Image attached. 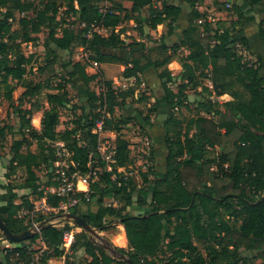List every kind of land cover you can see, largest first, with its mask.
Masks as SVG:
<instances>
[{
  "label": "trees",
  "instance_id": "1",
  "mask_svg": "<svg viewBox=\"0 0 264 264\" xmlns=\"http://www.w3.org/2000/svg\"><path fill=\"white\" fill-rule=\"evenodd\" d=\"M45 1L40 5L36 0H0V90H4L3 98L12 102L17 87L25 88L18 106L13 108L18 128L9 130L13 138L10 168L12 173L24 168L27 177L20 184L0 182V191L5 192L0 203V218L9 230L22 233L44 221L40 213H34L30 195L35 200L45 197L52 208L63 201L45 192L37 174L44 168L49 176L47 185L53 186L55 144L62 142L73 153L76 164L73 170L82 175L97 168L103 170L102 174L97 172L99 179L92 182L90 188L91 201L95 200L98 205L97 212H85L81 206L73 207L70 212L82 216L100 232L120 223L126 232L128 249L115 248V251L133 264H256L242 256L243 249L261 253L259 257L263 262L260 264H264V0H244L253 13L249 16L241 6H231L237 20L223 28L208 21L200 25L199 20L207 17L195 9L198 0H185L192 12L188 27L181 32L174 48H185L188 54L180 60L182 84L176 92L169 87L176 80L167 68L173 58L151 60L145 54L144 43L126 44L121 37L126 30L118 29L134 21L142 30L141 24L148 22L153 31L159 25L168 26V35H172L182 14L181 7L167 0L157 7L154 0H65L68 10L65 16H60L63 5L60 0ZM103 2L110 5L105 11L100 7ZM124 3H130L131 7H125ZM144 12L149 13L148 18L143 16ZM73 15L80 27L82 24L86 27L75 31L65 26L66 16ZM15 22L17 29L13 28ZM250 22L256 25L252 39L246 29ZM92 26L104 29L107 35L95 32L88 39L86 35ZM43 31L48 32L44 42L46 54L43 64L33 72L36 53L26 55L22 46L30 43L36 46ZM252 40L257 41L261 53L255 52ZM237 45L255 57L256 62L246 60L237 51ZM77 47L88 49L95 62L125 66L126 79L141 81V75L152 69L161 81L164 94L151 110L168 111L163 124L166 167L164 176H158V155L154 146L150 153L154 162L150 170L153 181L148 174H143L144 182L152 189V201L149 205L143 198L137 201L139 210H145L143 213L136 214L134 208L130 210L135 204V184L132 178L118 172L131 165L130 144L120 134V123L128 124L132 118L117 121L113 117L116 107H126L134 90L118 92L113 89L112 81L106 82L104 102L103 96L91 88L98 76L87 73V63L62 62L64 75H59L57 51L71 53ZM162 49L166 51L167 47ZM29 71L34 79L27 77ZM206 71L212 90L204 87V92L216 98L228 95L232 100L200 102L199 111L203 115L197 114L184 129L175 110L185 107L186 91L199 87L198 73ZM78 82L83 86L79 95L86 99L85 105L77 107L82 114L77 127L60 130L61 110L71 102L66 87L78 89ZM43 91H49L45 94L48 107L43 110L41 129H35L31 118L33 113L42 110L37 97ZM27 100L31 103L29 110L23 108ZM105 104L111 116L106 120V130L117 135L111 172L107 171L108 164L97 151L98 136L92 133L101 116L98 109ZM145 123L153 126L149 118H145ZM0 137H5L4 128H0ZM34 142L36 152L30 150ZM113 175L122 183L121 187L112 180ZM10 177L11 174H7L6 178ZM21 190L29 194L20 195L17 191ZM77 196L82 198L84 194ZM107 199L121 206L106 205ZM24 211L27 214L20 217ZM73 228L76 227L69 224L49 226L35 233L27 242L32 245L40 241L45 246L37 261L38 251L13 243L0 232V240L15 246L0 252V264H50L51 259L63 257V235ZM72 250L73 255L84 250L90 260L78 263L67 256L65 264H128L108 255L84 231L76 235Z\"/></svg>",
  "mask_w": 264,
  "mask_h": 264
},
{
  "label": "rangeland",
  "instance_id": "2",
  "mask_svg": "<svg viewBox=\"0 0 264 264\" xmlns=\"http://www.w3.org/2000/svg\"><path fill=\"white\" fill-rule=\"evenodd\" d=\"M46 2L45 0H36V4H40L41 2ZM224 1V0H223ZM229 2L231 6L239 5L243 8V11L247 16L252 15L251 8L244 2V0H226ZM163 0L159 1L161 4ZM169 3H173L175 5H178L179 7L183 5L185 9H188L186 5H189L185 0H167ZM217 2V7L216 6ZM60 3H62V8H60V16H65L64 12L67 9L65 6L66 1L60 0ZM183 3V4H182ZM186 3V4H185ZM109 5L106 2H103L100 7L103 9V11L106 10V8ZM186 6V7H185ZM191 9V7H190ZM196 10L201 12L202 14H205L208 18L209 16H213L214 22L213 24L216 25V27L223 28V27H229L231 26L232 22L237 20V17L234 15L233 11L231 9H226L225 5L221 3V1H215V0H203L200 2L198 0V3L195 7ZM231 10V11H230ZM143 16L148 18L149 13L144 12ZM260 17L257 16V20H259ZM65 26H71L74 28L75 31H78L80 27L77 17L76 16H69L65 18ZM150 23L143 22L141 24V27L143 29V33H141L140 25L137 24L134 21H130L128 23H125L122 25L118 30L123 29L126 30L122 34V39L125 40L126 44L132 43L133 41L137 43H144L146 45L145 54L151 59V60H159L166 57H172L173 61L167 66L168 70L171 72L172 76L175 78V82H173L171 87L173 88L174 92L177 91V88L180 84H182L181 79V73L183 71L182 65H181V58L185 57L188 54V51L185 48H181L179 50H175L174 46L177 44V42L173 45L171 44L170 47H167L166 51H163L162 48H160V38L161 34H165L167 31L163 29L161 25L157 27L156 30H151L149 28ZM255 23L250 22L247 24L246 29L248 30V36H251L253 38L254 35V29ZM19 26L17 22L14 23V29H17ZM169 28V27H168ZM99 34L106 36L107 32L105 30L100 29ZM181 35V33H179ZM40 41L36 46H33L34 43H30L28 45H23V51L26 53V55L34 54L36 53L37 60L35 61L33 66V72L36 71V67L40 64H43L46 49L44 47L45 39L48 36L47 31H43L40 35ZM176 41H179V37H175ZM252 46L255 48V52H260L259 45L257 41L252 40ZM237 51L240 54H243L246 58V60L251 62H256V58L250 56L248 52L243 48L240 47V45H237ZM57 60H59L58 64L56 65V71L60 75H64V70L61 66L62 62H66L68 60H71L73 62H81L83 64L87 63V58H90L91 52L83 47H77L73 50V52L68 53L64 51H57ZM91 62H95L91 58L89 59ZM89 64L87 63V66ZM125 66L121 64H101L99 63L97 68H92L90 66L87 67V73L90 75H97L98 79L91 84V88L97 92V94L101 91V86L106 85V82L112 81L113 82V89L117 90L118 92L121 91H127L129 89L134 90V94L128 97L127 99V105L125 108L122 107H116L115 114L113 117L117 118V121L122 119H126L128 117L132 118V120L128 124H122L120 123L121 132L120 134L125 137L129 144H130V158H131V165L128 168H120V172L123 176L132 178L134 181V188H135V204L130 210H135L137 214L145 212V210H139V205L137 204V201H139L140 198H143L147 205L151 204L152 201V189L151 187L144 182L143 174H148V178L150 181H153L154 177L151 175L150 170L153 169L154 162H152L151 158V151L153 150V147H156L157 155L156 158V166L158 173L157 175L162 177L165 173V167H166V145H165V137L163 133V124L166 120V115L168 114V111L164 108H160L157 111H152L151 108L154 107L156 100L160 99L164 91L161 87L157 89H152L151 87H148L145 80L141 78V81H137L136 79H126L123 76V72L125 70ZM264 72V71H263ZM199 81L201 82L200 86L197 88L190 87L186 91L187 95V101L185 102V107L182 109H176L175 113L177 117L182 121L183 128L185 129L188 122L197 116V114L203 115L199 111V103L205 100H209L210 102L214 103V101L224 103L227 101L232 100V98L228 95H224L222 97L216 98L215 96H209L208 93L204 92V87H208L209 90H212V81L207 76L206 72H199ZM28 78L34 79V75L31 74L29 71V74L27 75ZM57 81H60L57 80ZM161 82V81H160ZM12 84L16 85V82H12ZM67 91L70 94L71 102L70 104L65 108L61 110V120H60V130H64L67 128H75L77 127L76 122L78 121V118H80L82 114L81 109H77V107H81L82 105H85L86 99H82L79 95V92L82 94L83 86H81L80 82H78V89H73L70 85L66 87ZM25 92V88L22 86H18L16 91L13 94V101L10 102L3 98L4 96V90H0V128L5 129V137H0V182L3 184H6L10 181H13V184H20L24 181V179L27 177L26 170L24 168H17L14 173H12V170L10 168V160H11V146L13 142L12 134L10 133L9 128H13L15 131L18 128V120L13 114V108L15 106H18L20 102V98H22L23 93ZM49 91H43V93L37 97L40 105L42 106V110L36 111L33 113V116L31 118V125L35 129H41V123L43 119V110L44 108H47L48 105L46 103L45 94ZM31 107V103L27 100L24 109L29 110ZM145 118H149L151 120V123L153 124L152 127H148L145 123ZM117 121H115L117 123ZM153 129V130H152ZM108 137L105 139L103 144L101 145V151L99 152V156L106 157L111 156L114 147H115V141H116V133L115 132H109ZM156 136V137H154ZM18 139L19 137L16 136ZM62 143V142H59ZM56 146V144H55ZM30 150L32 152H36L37 145L34 142L33 145L30 147ZM98 156V158H99ZM96 162L98 163L99 160L97 159ZM95 162V163H96ZM153 163V164H152ZM91 166V164H89ZM111 168V165L108 166V168ZM98 170V171H97ZM109 170V169H108ZM99 172V174H102L103 170L101 168H97L94 172ZM90 173V172H89ZM7 174H11L10 179H7ZM38 176L41 178L42 182V188H44L47 185V182H49V176L47 171L43 168L39 171H37ZM99 179V175H97L96 181ZM9 180V181H8ZM20 195L29 194L26 190L17 191ZM28 192V193H26ZM5 192L0 191V203L1 199L4 196ZM30 200L34 202V205L38 203L41 200H35V197L29 196ZM93 203H96L95 200H92L88 206H85L86 204L80 205L82 207V210L85 212H88V209H90L91 205ZM106 205H114L117 207H120L121 205L114 201L113 199H107L105 200ZM86 207V208H85ZM88 207V208H87ZM147 209V208H145ZM27 213L24 211L20 217H24ZM62 221V218H60L57 214L49 213L48 219L46 220L44 217V221L40 223H36L35 225L39 226L40 224L45 227V222H47L48 227L49 226H59L60 222ZM119 223H114L108 231L100 232L98 231V237H93L96 244L100 247H102L108 255L114 257L115 259L121 260V255L115 251V248L121 249L124 246L125 250L128 249L124 245V236L122 234L121 228ZM74 231L77 234H80L83 232L81 228H73ZM30 230H35L34 225L30 228ZM37 231V230H36ZM20 246H26L29 247L30 250L38 251V253L35 255V261L37 260L38 256H40L45 251V246L39 241L35 244L30 245L29 242L25 241L20 243ZM15 246L13 244H10L9 242L5 240H0V252H3V250H11ZM108 249H112L113 252H111ZM202 253L206 255L204 250H202ZM261 253L253 252V251H247L242 250V256L250 259L252 262H255L256 264H260L263 262L262 257L260 258ZM60 258H53L50 261V264H64L67 257ZM71 260H75L76 262L85 263L87 260H90V258L84 253V250H81L79 252H76L73 256L71 255Z\"/></svg>",
  "mask_w": 264,
  "mask_h": 264
},
{
  "label": "built area",
  "instance_id": "3",
  "mask_svg": "<svg viewBox=\"0 0 264 264\" xmlns=\"http://www.w3.org/2000/svg\"><path fill=\"white\" fill-rule=\"evenodd\" d=\"M159 1L161 0H154V2L157 4L156 7L160 5ZM203 0H200V2ZM217 1V0H215ZM221 1L226 7V9H231V5L226 0H218ZM206 21L213 23L214 18L213 16H209L206 19H200L199 24L203 25ZM82 28H85L86 25L82 24ZM101 28L92 26V29L87 33L86 37L88 39H91L93 36V33L97 32L99 33ZM104 30V29H102ZM90 58H87V63L92 68H97L99 63L98 62H91L89 60ZM169 87L173 90L171 85L169 84ZM101 91L98 95H102L104 98V102H106V94H107V87L104 85L101 86ZM98 112H100L101 116L97 120L95 128L93 129L92 133L98 136V149L97 151H101V145L105 141V139L108 137L106 133L108 134L109 130H106L105 123L107 119H110V113L107 109V104L103 105L98 109ZM57 148V154H56V161L53 164L52 168V179L51 182L53 183V186L45 187V192L50 193L53 195H56L58 198L63 199V201L60 203V205L56 208H52L47 204V199L44 197L40 199L38 203H36L34 207V213H40L45 219H48L49 213L57 214L60 218H64L68 213H70V210L73 207L80 206L85 203L91 202L90 192H91V183L95 182L97 179V171L96 172H90L86 175H82L79 171L73 170L75 168L76 164L73 162L72 156L73 153L71 150L64 144V143H56ZM115 155V147L111 154V156L102 157L103 160H105L109 165L114 163V156ZM107 171L111 172L112 167L108 168ZM109 169V170H108ZM121 169H119V173ZM112 180L117 183L119 187L122 186V183L118 181L117 176L113 175ZM83 185L85 186V190L82 191L79 186ZM78 193H83L84 196L82 198L78 197ZM112 206V205H109ZM34 228L38 230L37 225L34 224ZM76 235L77 233L74 231V229L66 230L63 235V244L62 249L64 250L65 257L73 255V246L76 242ZM64 257V258H65ZM38 260V258H37ZM36 260V261H37ZM66 262V260H65ZM65 264V263H64Z\"/></svg>",
  "mask_w": 264,
  "mask_h": 264
},
{
  "label": "crops",
  "instance_id": "4",
  "mask_svg": "<svg viewBox=\"0 0 264 264\" xmlns=\"http://www.w3.org/2000/svg\"><path fill=\"white\" fill-rule=\"evenodd\" d=\"M183 4V3H182ZM186 4V3H185ZM110 6V5H109ZM124 6L125 7H127V8H130L131 7V4L130 3H124ZM178 6V5H177ZM187 7H188V9H185L184 7H183V5L182 6H180L181 8H182V14H181V17H180V19H179V21H178V23H177V25H176V27H175V29H174V34H172V35H168V33H169V28H168V26H166V25H161V26H163L162 28L163 29H165L166 30V28H167V31H166V33L165 34H161V38H160V48H163V46H166V47H170V45L171 44H175L176 42H178V41H176V39H175V37H179L180 38V34L179 33H181L184 29H186L187 27H188V24H189V17H190V14H191V12H192V9H190V5H186ZM185 6V7H186ZM217 7V6H216ZM215 8V7H214ZM216 9V8H215ZM243 9V8H242ZM253 29H255V28H253ZM140 31H141V33H143V29L141 30V29H139ZM248 31V30H247ZM254 32V35H255V30H253ZM248 34V33H247ZM253 35V36H254ZM163 36H164V38H163ZM251 39H252V37L251 36H249ZM259 53H261V51L259 52ZM253 57V56H252ZM255 58V57H254ZM141 78L143 79V80H145L146 81V83L145 84H147V86L148 87H151L152 89L154 88V89H157V88H159L160 87V84H161V82H160V79L158 78V76H157V74H156V72L154 71V70H152V69H148V70H146L144 73H143V75H141ZM153 130V129H152ZM154 137H156V136H154ZM45 187H49V185L48 186H45ZM82 187H84V188H82ZM79 188L82 190V191H84L85 190V186H83V185H80L79 186ZM26 193H28V192H26ZM85 206H87V205H85ZM114 206V205H113ZM116 207V206H115ZM82 208V207H81ZM86 208V207H85ZM88 208V207H87ZM97 210H98V205H97V203H93V205H91V207H90V209H88V211H91V212H97ZM136 214H137V212H136ZM80 216V215H79ZM116 223H118V222H116ZM120 224V223H119ZM121 225V224H120ZM71 227H75V226H72V225H70ZM76 228H78V227H76ZM120 228H121V231H122V234H123V236H124V245H126L125 247H127V245H128V241H127V237H126V232H125V229H124V227L123 226H120ZM123 248H121V249H125L124 248V246H122ZM85 253V252H84ZM86 254V253H85ZM89 257V256H88ZM90 258V257H89Z\"/></svg>",
  "mask_w": 264,
  "mask_h": 264
},
{
  "label": "water",
  "instance_id": "5",
  "mask_svg": "<svg viewBox=\"0 0 264 264\" xmlns=\"http://www.w3.org/2000/svg\"><path fill=\"white\" fill-rule=\"evenodd\" d=\"M45 227L43 225H39L38 230H42L46 227H48L47 222L44 223ZM59 226H64L66 224L75 226V227H79L81 228L84 232L90 234L92 237H98V230L95 228H92V226L86 221L85 218H83L82 216H79L77 214L74 213H68L64 218H62V221L59 223ZM55 227V226H54ZM57 227V226H56ZM35 230H26L22 233H12L8 226L3 222V220L0 218V232L11 242L13 243H22L25 241H28L29 239H31L35 233H37V229L34 228ZM111 252L112 249H108ZM121 260L127 262L128 264H133L129 259H127L125 256L121 257Z\"/></svg>",
  "mask_w": 264,
  "mask_h": 264
},
{
  "label": "bare ground",
  "instance_id": "6",
  "mask_svg": "<svg viewBox=\"0 0 264 264\" xmlns=\"http://www.w3.org/2000/svg\"><path fill=\"white\" fill-rule=\"evenodd\" d=\"M82 188H84V187H82Z\"/></svg>",
  "mask_w": 264,
  "mask_h": 264
}]
</instances>
